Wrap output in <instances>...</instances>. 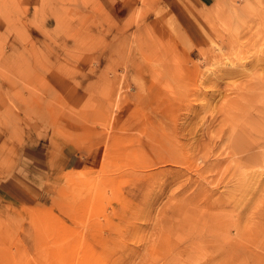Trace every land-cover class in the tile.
Listing matches in <instances>:
<instances>
[{
    "label": "rangeland",
    "instance_id": "374dc122",
    "mask_svg": "<svg viewBox=\"0 0 264 264\" xmlns=\"http://www.w3.org/2000/svg\"><path fill=\"white\" fill-rule=\"evenodd\" d=\"M0 185V264H264V0H0Z\"/></svg>",
    "mask_w": 264,
    "mask_h": 264
},
{
    "label": "crops",
    "instance_id": "0c3cea01",
    "mask_svg": "<svg viewBox=\"0 0 264 264\" xmlns=\"http://www.w3.org/2000/svg\"><path fill=\"white\" fill-rule=\"evenodd\" d=\"M85 162H83V159L78 155H73L66 161V173L71 172H77L83 169ZM14 191L13 188H6L4 186L0 185V202H10L12 199H14ZM17 193H20L18 190ZM24 194V192H23ZM29 195V194H28ZM25 194L23 195V198L26 199ZM12 198V199H11ZM16 200H21L20 198H17Z\"/></svg>",
    "mask_w": 264,
    "mask_h": 264
},
{
    "label": "bare ground",
    "instance_id": "6f19581e",
    "mask_svg": "<svg viewBox=\"0 0 264 264\" xmlns=\"http://www.w3.org/2000/svg\"><path fill=\"white\" fill-rule=\"evenodd\" d=\"M257 159V158H256Z\"/></svg>",
    "mask_w": 264,
    "mask_h": 264
}]
</instances>
